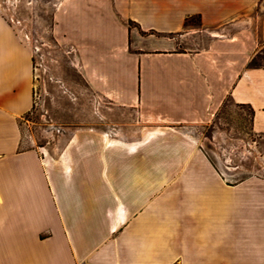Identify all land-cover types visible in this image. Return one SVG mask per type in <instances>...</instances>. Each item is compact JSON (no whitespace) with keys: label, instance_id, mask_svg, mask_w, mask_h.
<instances>
[{"label":"crops","instance_id":"crops-1","mask_svg":"<svg viewBox=\"0 0 264 264\" xmlns=\"http://www.w3.org/2000/svg\"><path fill=\"white\" fill-rule=\"evenodd\" d=\"M53 35L135 132L23 148L33 53L0 13V264H264V180L190 131L231 102L264 136V0H62Z\"/></svg>","mask_w":264,"mask_h":264},{"label":"rangeland","instance_id":"rangeland-1","mask_svg":"<svg viewBox=\"0 0 264 264\" xmlns=\"http://www.w3.org/2000/svg\"><path fill=\"white\" fill-rule=\"evenodd\" d=\"M61 1L0 0V13L33 53L34 105L19 122L22 147L48 145L56 151L80 129H110L118 139L128 129L133 139L131 112L110 110L83 80L72 49L55 39L54 14ZM250 65H264V50ZM250 122L248 108L228 102L212 124L190 128L229 184L264 180V136L252 133Z\"/></svg>","mask_w":264,"mask_h":264}]
</instances>
